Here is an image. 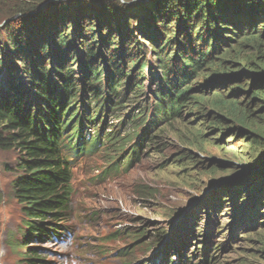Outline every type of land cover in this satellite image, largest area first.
<instances>
[{"label":"rangeland","instance_id":"374dc122","mask_svg":"<svg viewBox=\"0 0 264 264\" xmlns=\"http://www.w3.org/2000/svg\"><path fill=\"white\" fill-rule=\"evenodd\" d=\"M6 1H0V29L8 23V26H18L21 21L32 19L31 23L39 33L36 38L40 40V26L47 24V11L53 7V11L63 7L71 12V8H74L75 13H54L55 17L48 20L49 24L64 19L63 14L66 12L65 15L70 16L67 22H71L72 18L78 23L77 27L74 26L76 31L79 30L84 35L90 34V24L96 30L100 29L104 35L115 29L117 32L110 38H117L115 42L119 48L122 36H127L129 38H125L128 40L125 46L129 42L143 44L146 50L142 45L138 46L141 47L140 55L150 64L155 59L146 35L142 32L143 27L146 30L148 28L145 12L152 8L153 0ZM22 2L29 5L41 3L35 13L25 16L20 13ZM109 11L112 15L108 14ZM85 16H89V19H83ZM165 20H162L161 26L157 23L155 25L166 39L169 38L167 28L171 26L169 30H175L176 24L169 20V24L165 25ZM107 22H110L108 26ZM64 28L68 29V24ZM194 28L191 35L196 40V24ZM179 36V42L186 43L182 39V31ZM202 43L197 42L198 46ZM134 45L137 46L135 43ZM254 51V47L247 46L241 49L240 54L245 62L253 57V65L244 66L242 63L241 70L255 72L254 75L248 73L247 77L237 76L235 79L232 73L235 71L229 73L212 64L213 67L209 66L205 73L196 78L191 86L193 96H204V99L198 104L189 101L190 104L183 111L184 120L167 125L160 134L155 130L165 126L163 123L149 131V136L157 135L159 143L153 157H145L139 165L128 171L111 175L102 186L92 185L96 182V179L92 180L93 174H97L100 165H103L100 155L84 160L88 171L76 168L75 177L79 180L89 176V180L77 190V210L79 215L88 208L98 209V212L92 217L89 215L85 221L73 219V212L72 225L77 234H80V240L70 238L69 242L73 244L65 248L46 244L43 248L49 251L43 252L41 258L58 260L56 252H74L77 243H85L91 244L96 252L99 251L102 264H121L118 260L121 248L124 252L131 253L136 264H141L143 260L151 257L156 259L159 255L167 258L172 245L186 237L188 232L190 248L186 251L182 248L176 250L182 258L175 264H183L184 261L186 264H205L202 263V248L195 250L194 246L206 245V242L211 244L207 264H264V230H259L264 222V148L257 144L260 140L258 138L264 136V110L255 96L257 92H264V59L261 61ZM214 70L233 75L226 85L213 81L208 83ZM144 80L141 99L145 102L142 106L152 104L153 92L157 87L156 81L150 82L149 74ZM205 83L206 86H202ZM220 98L238 104L239 109H236V114L233 112V116L243 118V124L237 123L233 116H227L223 110L213 106ZM150 104L147 113L152 110ZM134 108L137 113L140 105L137 104ZM132 109L127 107L123 120ZM115 115L109 109L101 117H106L107 123H110ZM150 119L149 114L148 121ZM148 121L145 127L148 126ZM244 122L247 124L244 125ZM17 158L16 151L0 150V264H22L20 253L25 252V249L11 245L12 240L15 242L14 237L20 236L24 218L22 206L14 197L12 187L17 174ZM162 164L165 166L162 167ZM245 225L249 228L243 229ZM250 229L253 233L249 232ZM158 235L160 240L164 238L162 242H156ZM197 238L200 245H196L194 241ZM148 244H152L151 247ZM45 253L48 256L54 253V257H47ZM186 256L191 258L186 260Z\"/></svg>","mask_w":264,"mask_h":264},{"label":"trees","instance_id":"16d2710c","mask_svg":"<svg viewBox=\"0 0 264 264\" xmlns=\"http://www.w3.org/2000/svg\"><path fill=\"white\" fill-rule=\"evenodd\" d=\"M39 3L29 5L22 2L20 13L25 16L35 13ZM151 7L145 12L148 28L143 27L142 32L155 58L152 64L140 55L141 47L138 46L142 45L146 50L143 44L129 42L125 46L127 36H122L119 48L116 37L110 38L117 32L115 29L104 35L90 24V34L84 35L75 30L78 23L74 19L67 22L70 16L65 15L66 12L64 19L49 24L54 13L70 12L63 7L47 11V24L40 26V40L36 38L39 33L31 23L32 19L21 21L19 27L17 24L8 26V23V27L0 29V150L18 153L17 174L12 187L27 218L24 221L28 225L24 237L26 243L39 240L48 226L62 221L66 211L71 174L68 157L63 156L57 147L64 145L65 141L61 139L67 140L71 129L77 131L68 137L66 146L83 149L86 142H79V127L91 128L105 109H111L116 114L114 118L125 127L126 135L115 139V135L108 134V138L113 136L109 138L114 141L112 147L124 152L133 132L143 128L148 121L145 109L150 103L142 106L145 101L141 99L147 74L151 83L157 82V87L150 104L151 119L144 127L148 133L163 123L165 126L155 130L160 134L167 125L184 120L186 105L198 104L204 99V96L194 98L191 86L209 66L215 64L220 70L235 71L232 73L237 79V76L247 77L248 73H255L241 70L242 63L244 66L253 65V57L246 62L241 59V49L252 46L257 57L261 61L264 59V0H153ZM71 12L75 13L76 9L71 8ZM108 14L112 15V12ZM83 19H89V16ZM162 20L166 21L165 25L170 20L177 26L175 30H169L171 26L167 28L169 38L166 39L155 25ZM107 23L108 26L110 22ZM66 24L68 29L64 28ZM195 24L196 40L191 35ZM181 31L186 43L179 42ZM197 42L203 43L198 46ZM213 73L211 78L207 76L208 83L219 82V85H226L233 75L215 70ZM255 96L264 110V92H257ZM137 104L140 110L135 113ZM237 105L220 98L213 106L227 116H233V112L236 114L239 109ZM127 107L133 109L123 120ZM233 119L243 124V118L233 116ZM131 125L135 127L133 132ZM157 139L154 135L147 140L151 157L158 148ZM258 139L257 144L264 148V136ZM101 142L99 134L95 142L92 139V149L96 150ZM105 149L109 150L106 145ZM257 211L259 215L264 213ZM259 230H264V222ZM249 231L253 233V230ZM37 259L38 255L32 254L31 260L34 261L28 264H40Z\"/></svg>","mask_w":264,"mask_h":264},{"label":"clouds","instance_id":"9594fccd","mask_svg":"<svg viewBox=\"0 0 264 264\" xmlns=\"http://www.w3.org/2000/svg\"><path fill=\"white\" fill-rule=\"evenodd\" d=\"M156 142H157V140H156ZM152 151V150H151ZM155 153H156V151H155ZM150 156V155H149ZM151 157V156H150ZM165 166V164L164 165H162V167H164ZM233 195V194H232ZM234 201H237V199L236 198H234ZM183 210V209H182ZM225 225H227V224H225ZM244 225V224H243ZM246 227H247V225H245V226H243L242 228L243 229H246ZM250 232V231H249ZM157 239H158V237L156 236V242H157ZM159 242V241H158ZM197 243H200L199 242V240L197 241ZM206 243H208V245H211L209 242H206ZM204 257V256H203ZM203 263H206V262H203Z\"/></svg>","mask_w":264,"mask_h":264},{"label":"water","instance_id":"95a60500","mask_svg":"<svg viewBox=\"0 0 264 264\" xmlns=\"http://www.w3.org/2000/svg\"><path fill=\"white\" fill-rule=\"evenodd\" d=\"M216 186H214V188H215Z\"/></svg>","mask_w":264,"mask_h":264},{"label":"bare ground","instance_id":"6f19581e","mask_svg":"<svg viewBox=\"0 0 264 264\" xmlns=\"http://www.w3.org/2000/svg\"><path fill=\"white\" fill-rule=\"evenodd\" d=\"M216 190V189H215Z\"/></svg>","mask_w":264,"mask_h":264}]
</instances>
